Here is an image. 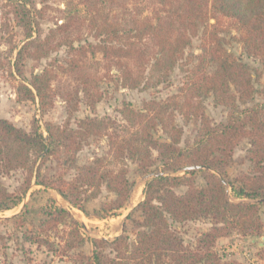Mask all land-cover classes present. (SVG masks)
Returning a JSON list of instances; mask_svg holds the SVG:
<instances>
[{
	"label": "trees",
	"instance_id": "obj_1",
	"mask_svg": "<svg viewBox=\"0 0 264 264\" xmlns=\"http://www.w3.org/2000/svg\"><path fill=\"white\" fill-rule=\"evenodd\" d=\"M78 1L88 18L67 16L42 39L33 36L38 29L37 9L30 0L3 2L2 16L25 36L14 58L17 74L22 75L18 67L26 56L39 61L57 46L66 47L62 60L47 61L31 74L28 84H18L17 100L36 101L43 114L59 97L67 106V118L60 124L46 122V135L37 119L29 130L0 119V177L16 170L26 173L17 192L8 191L0 179V212L17 206L34 180L82 211L81 202L94 198L104 187L113 198L100 204L97 215H114L127 202L132 187L126 161L135 163L142 174H152L150 169L160 163L161 170L146 182L143 199L136 205L141 219L126 215L132 220V240L125 230L112 240L85 239L80 222L69 210L52 204L31 228L26 227V211L11 219L36 249L43 247L55 257L79 264H243L222 256L215 245L232 232L253 237L263 228L264 103L242 107L238 103L264 95V86L256 88L259 75L226 48V37L240 42L248 57L264 65V0H148L149 12L144 15L143 10L132 12L128 4L116 0ZM83 26L95 41L71 38V30L79 33ZM193 38L199 39L198 54L186 52ZM182 61L186 70L178 93L144 100L139 109L125 104L120 110L122 127L113 126L108 117L86 116L76 119L74 126L70 123L78 110L79 94L90 109L102 98L98 85L104 77L136 88L146 69L159 72L156 82H164ZM111 67L116 73H110ZM205 96L227 109L224 121L214 123L208 118L201 101ZM177 116L197 127L192 142L183 146ZM100 135L107 137L105 154L77 166L76 152L88 138ZM244 139L249 143V170L229 178L226 168ZM49 162L57 168L47 166ZM183 168L187 170L182 176L168 174ZM71 169L75 173L67 180ZM196 173H201L203 185H196ZM179 187H185L180 194L175 191ZM228 189L236 201L230 200ZM198 219H208L210 227L193 244H185L173 223ZM86 241L92 246L90 255L82 250ZM22 251L32 261V249L22 246Z\"/></svg>",
	"mask_w": 264,
	"mask_h": 264
},
{
	"label": "rangeland",
	"instance_id": "obj_2",
	"mask_svg": "<svg viewBox=\"0 0 264 264\" xmlns=\"http://www.w3.org/2000/svg\"><path fill=\"white\" fill-rule=\"evenodd\" d=\"M5 0H0V119L5 118L15 126L29 130L33 119L39 121L40 130L46 135L44 125L46 122L60 124L67 118V106L65 102L55 97L52 106H50L43 114L37 110L36 101L17 100L16 88L20 82L28 84V80L33 72H39L47 61L62 60L65 56V46H57L47 58L39 61L32 60L26 56L20 63L19 67L22 70L20 76L15 71L14 58L17 50L25 41V36L21 28L16 24L7 20L2 16ZM122 4H128L132 12L135 10L141 12L143 15L149 12L150 2L148 0H116ZM37 16L38 29L33 33V36L42 39L47 35L49 29L55 27V22H62L67 16L73 15L81 18H88L84 13V7L78 0H30ZM123 9H119L120 11ZM210 22H214L213 19ZM77 25V23H75ZM6 27V28H5ZM78 29L71 30V38L81 36V39L95 41L89 33L85 31V27H81L79 33ZM233 35L237 34L233 31ZM228 43L226 48L231 51L241 61L250 65L255 75H259L255 81L256 88L260 89L264 86V65L257 59L248 57L244 52L240 42L226 37ZM186 52H193L198 54L200 52L199 39L193 38L192 44ZM99 55L96 56L99 59ZM183 62L173 67L166 77V81L157 83L156 80L160 78V73H153L146 69L142 83L136 88H128L120 81L110 77H104L99 86V91L102 93V98L95 103L94 108L90 109L83 101L82 94H79L78 110L72 113L70 123L74 126L76 119H82L86 116L95 118H110L114 121L113 126L122 127L125 122L120 113V110L125 104L130 105L134 109H139L144 100L156 99L161 100L169 95L178 93L179 87L184 81V74L186 65ZM103 70L99 74H103ZM111 74L116 73V70L111 67ZM110 76V75H109ZM203 109L208 118L214 122H222L226 119L227 109L215 105L210 96L202 97ZM264 103V95L255 94L253 99L245 104L252 106L253 104ZM177 123L183 128V135L180 145L183 146L185 142H192L196 135V126L189 122H185L180 116H177ZM117 128V127H115ZM159 136L163 138L164 135L158 131ZM248 140H242L233 150L232 161L226 168V174L229 178H235L237 175L247 172L249 170V162L246 160ZM107 150V137L92 136L88 138L82 148L76 152V165L91 163L96 156H102ZM156 155V152H153ZM128 168L127 177L132 183L130 194L127 202L120 209L116 210L114 215L106 217H98L100 204L113 198L108 194L104 187H101L95 197L81 202L84 211L71 206L65 199H63L54 189L44 187L42 185L31 182L27 192L23 196L22 201L15 207L9 210L0 212V264H37L39 262H46L47 264H79L67 258L55 257L51 252H47L43 247L36 249L34 244L25 241V230L17 226L11 219L13 216L26 211L27 223L26 227L31 228L36 225L42 218V212L45 207L49 205H56L69 210L74 219L81 224V232L85 239L89 238H103L112 240L115 236L121 234L123 230L132 240L134 238V231L132 227L133 219H141L140 212L136 209V205L143 199V190L145 184L156 171L161 170L160 163L151 168L152 174H142L138 171L135 163L130 160L126 161ZM47 166H52L55 169V162H49ZM44 175L47 174L45 167L42 168ZM75 173L71 169L65 175V179H71ZM170 175H184V170H177L169 172ZM26 173L21 170L10 172L8 175L1 176V182L10 192H17L24 182ZM196 185L204 184L201 173H196L194 176ZM135 189V190H134ZM185 187L176 188L177 193H182ZM135 193V194H134ZM230 200L236 201L230 196V189H228ZM90 194V193H89ZM86 212V213H85ZM130 214L131 218L126 215ZM261 219L263 228L259 236H242L237 232H232L229 236L219 238L215 245V250L227 259L236 260L243 264H264V211H261ZM211 222L208 219L190 220L182 223H173L174 230L183 239L185 244H193L195 237L201 232L208 229ZM22 246L30 247L32 253V261L27 260V255L22 251ZM92 246L86 241L82 250L87 255H90Z\"/></svg>",
	"mask_w": 264,
	"mask_h": 264
},
{
	"label": "water",
	"instance_id": "obj_3",
	"mask_svg": "<svg viewBox=\"0 0 264 264\" xmlns=\"http://www.w3.org/2000/svg\"><path fill=\"white\" fill-rule=\"evenodd\" d=\"M183 170L185 171V170H187V168H183ZM257 201H260V200H257Z\"/></svg>",
	"mask_w": 264,
	"mask_h": 264
},
{
	"label": "bare ground",
	"instance_id": "obj_4",
	"mask_svg": "<svg viewBox=\"0 0 264 264\" xmlns=\"http://www.w3.org/2000/svg\"><path fill=\"white\" fill-rule=\"evenodd\" d=\"M135 190V189H134ZM135 194V193H134Z\"/></svg>",
	"mask_w": 264,
	"mask_h": 264
}]
</instances>
